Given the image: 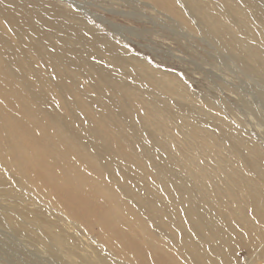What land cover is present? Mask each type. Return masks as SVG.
<instances>
[{"label":"rangeland","instance_id":"1","mask_svg":"<svg viewBox=\"0 0 264 264\" xmlns=\"http://www.w3.org/2000/svg\"><path fill=\"white\" fill-rule=\"evenodd\" d=\"M263 57L264 0H0V264H187L217 218L215 264H264V216L223 185L264 182ZM162 172L213 236L161 241L139 206Z\"/></svg>","mask_w":264,"mask_h":264},{"label":"bare ground","instance_id":"2","mask_svg":"<svg viewBox=\"0 0 264 264\" xmlns=\"http://www.w3.org/2000/svg\"><path fill=\"white\" fill-rule=\"evenodd\" d=\"M167 4V3H166ZM168 5V4H167ZM239 9V8H238ZM241 10V9H240ZM219 21V20H218ZM218 23V22H217ZM224 27V26H223ZM214 29H217L215 26H214ZM219 30V29H218ZM222 34V33H221ZM223 35V38H224V34H222ZM226 37H227V35H226ZM263 40V39H262ZM250 43V42H249ZM243 44V43H242ZM241 44V45H242ZM235 45V44H234ZM244 45V44H243ZM236 47V46H235ZM243 48V47H242ZM249 48V47H248ZM37 50V49H36ZM43 51V50H42ZM254 51V50H253ZM251 53V52H250ZM259 53H260V51H259ZM255 56V55H254ZM259 56V55H258ZM257 56V57H258ZM262 57V56H261ZM264 58V57H263ZM253 59H255V58H253ZM30 71V70H29ZM31 79V78H30ZM29 83V82H28ZM25 87H26V89L27 88H29V89H27L26 90V93H28L29 92V90H31L30 89V87L29 86H27V85H25ZM40 98V97H39ZM55 98V97H54ZM68 99V98H67ZM66 99V100H67ZM80 135V134H79ZM87 140V139H86ZM234 141H235V143H237V144H239V145H242V146H244V147H247L246 146V144L243 142V140L240 138V137H238V136H235L234 137ZM86 142H88V141H86ZM209 146H207V148H208ZM209 150V149H208ZM212 150V149H211ZM213 151V150H212ZM208 155H209V153H208ZM92 161V160H91ZM90 161V162H91ZM94 161V160H93ZM92 161V162H93ZM100 163V162H99ZM91 165H93V164H91ZM150 165H153V164H150ZM203 165V164H202ZM161 166V165H160ZM159 166V167H160ZM247 166H248V163H247ZM92 167H94V166H92ZM200 167H202V166H200ZM204 167V166H203ZM202 167V168H203ZM253 167H254V170L256 169V170H258V171H261V172H263L264 171V166L262 165V164H260V163H257V164H253ZM199 169H201V168H199ZM154 170V169H153ZM167 170V169H166ZM199 171V170H198ZM204 171V170H203ZM94 172V171H93ZM236 173H237V170L235 171ZM155 173V172H154ZM153 173V176L154 175H156L157 173H155L154 174ZM163 173V172H162ZM165 173H167V171L165 172ZM205 173V172H204ZM200 174H202V173H200ZM164 175V173L162 174V175H160L159 177H158V181H157V183L158 184H149V186L151 187V188H153V194L154 195H159V188H158V186H162V188H163V192L164 193H167V194H169V196H168V198L167 199H165V201L163 202V205L162 206H165L166 207V210H164V211H162V206H156V205H152V203H151V200L145 195V200L144 201H142V202H140V204H142L141 206H139L140 207V209H145V208H147V209H151L152 210V212L154 213V222H155V224L156 225H159V226H161L162 227V225H164L167 229H169V230H171L170 232H171V234L169 235V234H167L168 235V237H166V235L164 236V237H161V241H162V239L164 240V244L166 245V244H168V243H172L173 245H176L178 248H181L182 250H180V251H183L184 250V245H185V243H186V241L187 240H185V238L186 237H188L187 236V232L188 231H198V232H201L202 233V231H205V232H207V231H209V229L207 228V225L206 224H209V223H206V221L208 220V219H210L208 216H206L205 214H204V212H205V210H204V207H202L201 206V201L202 200H200V199H197V198H195L194 199V197H193V193L189 190V189H184V190H179V189H177L178 187H177V184H176V182H174L173 180H171V178H170V175L167 177V176H163ZM198 175V174H197ZM229 174H224V178L226 179V176H228ZM157 176L158 175H156V178H157ZM164 177H166V178H164ZM197 177V176H196ZM154 179H155V176H154V178H153V182H155L154 181ZM225 179H223L224 180V182H223V185H224V187L225 188H227V189H229V191H232L233 189H234V192L237 194L238 192H239V189L238 188H240V189H242L244 192H243V194H247V196H249V198H250V200L249 201H251V203L250 204H252V205H250L249 203V205L252 207H254L253 208V212H250L249 213V216H255L256 218H260L261 219V217L263 218V216H264V212H262L261 210L262 209H264V182L262 183V184H260V185H258V186H255V185H253L251 182H245L244 181V179L243 178H241L238 174H233L232 176H228V179L227 180H225ZM120 181H121V179H119ZM222 182V181H221ZM123 183V182H122ZM125 184V183H124ZM158 185V186H157ZM125 186V185H124ZM148 186V187H149ZM237 188V189H236ZM130 191V190H129ZM139 192V191H138ZM138 192H136V193H132V194H130V195H132V196H135V195H137V193ZM230 194H231V197H232V192H230ZM238 194H241V192H239ZM235 195V194H234ZM236 196V195H235ZM241 196H242V194H241ZM241 196H239L238 195V197L236 196V198H239V197H241ZM247 196H246V198H247ZM230 197V198H231ZM120 198V197H119ZM241 198H243V197H241ZM121 199V198H120ZM248 199V198H247ZM123 200V199H122ZM236 200V199H235ZM240 201H241V199H240ZM248 201V200H247ZM247 201L246 200H244V203H243V205L244 204H247ZM232 202V201H231ZM234 202V201H233ZM239 201H237V203H238ZM243 202V201H242ZM252 202H254V204L252 203ZM208 203V202H207ZM209 203H210V201H209ZM235 203V202H234ZM247 204V205H248ZM224 205V204H223ZM232 205V204H231ZM242 204H241V206H243ZM240 206V208H242ZM235 207H236V205H235ZM244 207V206H243ZM248 207V206H247ZM247 207H244V208H247ZM127 208V207H126ZM239 207H238V209H240ZM244 208L242 209V210H244ZM249 208V207H248ZM190 209V211L187 213L186 211L187 210H189ZM235 209V208H234ZM178 210H180V212H182L184 215H186L185 213H187V215H186V221L187 220H192V219H195V220H199V221H197V223H195V224H193V227L191 226V227H189L188 229H187V231L186 230H184V232L183 231H179V228H181L180 226H179V220H180V215H179V213H178ZM196 210V211H195ZM248 210V209H247ZM250 210H252L251 208H250ZM207 211V210H206ZM231 211V210H230ZM238 211V210H237ZM245 211V210H244ZM249 211V210H248ZM131 213V212H130ZM233 213V212H232ZM230 214V213H229ZM235 214H236V212H235ZM219 215V214H218ZM242 215V214H241ZM240 215V216H241ZM235 216V215H234ZM233 216V217H234ZM244 216V215H243ZM246 216H248V214L246 215ZM245 216V217H246ZM231 217H232V215H231ZM236 217H239V216H237L236 215ZM254 217V218H255ZM244 218V217H243ZM234 219H235V217H234ZM239 220H240V218H238ZM242 219V218H241ZM245 220H246V218H244ZM213 220V219H212ZM236 220V219H235ZM238 220V221H239ZM248 220V219H247ZM256 220V219H255ZM181 221V220H180ZM240 221H242V220H240ZM252 221V220H251ZM189 222V221H188ZM192 222V221H191ZM225 222V221H224ZM224 222H222V221H220L218 218H217V237H216V235H215V237L217 238V240H216V244H215V246L213 247V246H211L212 248L210 249V250H208V249H204V250H202V251H200L199 250V252H197V254L196 255H194L193 253H191V252H189V251H185L186 252V254L185 253H183L182 252V258H180V261L181 260H183V261H181V262H185V263H187V264H215V262L213 261V258H212V256L214 255V254H217L218 253V246L221 244V242L222 243H229L228 241H229V239H228V235L227 234H224L223 233V231H222V229H223V226H227V224L226 223H224ZM227 222V221H226ZM247 222V221H246ZM245 222V223H246ZM259 222V221H258ZM228 223V222H227ZM242 224V223H241ZM244 224V223H243ZM247 224V223H246ZM251 224V223H250ZM216 225L215 224H212V228H214ZM245 226V225H244ZM251 226V225H250ZM255 227V226H254ZM245 228H247V227H245ZM249 228V227H248ZM147 229V228H146ZM250 229V228H249ZM148 230V229H147ZM154 231V230H153ZM186 231V232H185ZM144 232H145V230H144ZM159 232H161V233H163V231H160L159 230ZM169 232V231H168ZM210 232V231H209ZM211 233V232H210ZM188 234H189V232H188ZM211 236H213L212 235V233H211ZM151 239V238H150ZM168 239V240H167ZM228 239V240H227ZM153 240H156V239H153ZM158 240V239H157ZM185 240V241H184ZM221 241V242H220ZM152 242V241H151ZM154 242V241H153ZM188 242V241H187ZM160 243V242H159ZM208 244V243H207ZM164 245V246H165ZM189 245V244H188ZM209 245V244H208ZM192 246V245H191ZM201 246V245H200ZM162 247V246H161ZM190 247V246H189ZM208 247H210V246H208ZM143 248V247H142ZM157 248H160V247H157ZM163 248H165V247H163ZM178 248H176L177 249V251L179 250ZM193 248H194V246H193ZM195 248H196V246H195ZM197 249V248H196ZM195 249V250H196ZM163 250V249H162ZM166 250V249H165ZM186 250V249H185ZM217 250V251H216ZM156 251V250H155ZM158 251V250H157ZM163 252V251H162ZM171 252V251H170ZM213 252H215V253H213ZM159 254V253H158ZM179 258V257H178ZM171 259H172V257H171ZM147 262V261H146Z\"/></svg>","mask_w":264,"mask_h":264},{"label":"snow or ice","instance_id":"3","mask_svg":"<svg viewBox=\"0 0 264 264\" xmlns=\"http://www.w3.org/2000/svg\"><path fill=\"white\" fill-rule=\"evenodd\" d=\"M193 2L195 3V0H193ZM53 67L57 69V75H59V66L54 64ZM53 79H56V77L53 76ZM261 211L264 212V209H262Z\"/></svg>","mask_w":264,"mask_h":264}]
</instances>
